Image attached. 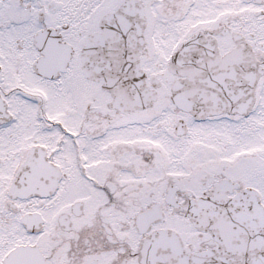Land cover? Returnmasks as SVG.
Listing matches in <instances>:
<instances>
[{"label":"snow or ice","instance_id":"1","mask_svg":"<svg viewBox=\"0 0 264 264\" xmlns=\"http://www.w3.org/2000/svg\"><path fill=\"white\" fill-rule=\"evenodd\" d=\"M0 264H264V0H0Z\"/></svg>","mask_w":264,"mask_h":264}]
</instances>
